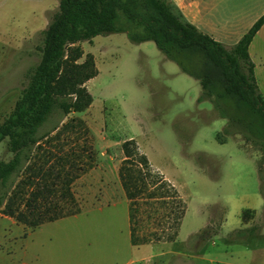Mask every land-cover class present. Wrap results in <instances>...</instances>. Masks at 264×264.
I'll list each match as a JSON object with an SVG mask.
<instances>
[{
  "label": "rangeland",
  "instance_id": "obj_1",
  "mask_svg": "<svg viewBox=\"0 0 264 264\" xmlns=\"http://www.w3.org/2000/svg\"><path fill=\"white\" fill-rule=\"evenodd\" d=\"M57 9L58 0H0V125L39 61L41 32ZM239 11L244 29L264 13V0H247ZM78 45L84 55H93L98 70L85 83L93 101L85 111L63 118L54 110L43 130L81 119L89 133L72 140L79 151L92 148L94 173L91 168L72 184L80 208L76 215L29 228L0 211V264H264V249H253L264 246L259 139L234 132L219 143L216 134L225 119L209 101L198 100V81L152 41L132 43L124 33H113ZM249 55L264 97V25ZM128 139L186 204L175 241L130 243L127 200L117 187L120 146ZM10 157L3 139L0 160ZM105 186L111 191L108 199L102 196ZM247 207H257V215L246 214L238 228ZM153 228L143 222L144 233Z\"/></svg>",
  "mask_w": 264,
  "mask_h": 264
},
{
  "label": "trees",
  "instance_id": "obj_2",
  "mask_svg": "<svg viewBox=\"0 0 264 264\" xmlns=\"http://www.w3.org/2000/svg\"><path fill=\"white\" fill-rule=\"evenodd\" d=\"M264 25V13L231 47L190 23L172 0H58V9L41 32L39 61L30 70L11 114L0 125L11 157L0 160V211L16 223L37 228L80 212L73 182L94 167L90 146L79 151L72 136L89 133L71 118L43 130L49 115L62 118L85 111L93 98L85 83L97 75L93 55L79 42L124 33L132 43L152 41L179 70L197 80L199 101H209L226 124L219 143L234 132L258 138L257 173L263 181L264 97L249 45ZM85 59L78 62L82 56ZM60 119L59 122H61ZM76 141V140H75ZM118 179L128 205L130 243L175 241L186 204L163 174L153 169L133 139L121 143ZM85 154V155H84ZM84 155V156H83ZM263 197L264 193L260 186ZM246 214L243 212V220ZM145 217V219H143ZM154 228L142 231L143 222Z\"/></svg>",
  "mask_w": 264,
  "mask_h": 264
},
{
  "label": "crops",
  "instance_id": "obj_3",
  "mask_svg": "<svg viewBox=\"0 0 264 264\" xmlns=\"http://www.w3.org/2000/svg\"><path fill=\"white\" fill-rule=\"evenodd\" d=\"M172 1L181 10L183 15L190 23H192L200 31L210 35L216 41L222 43L223 45L227 44V40H231V41L234 40L232 42L236 43L238 39L250 28V26L261 16L260 15L257 18L253 19L252 21H249L246 27L242 29L240 25L244 23V20L240 13L241 11L239 10L245 7V3L247 0H172ZM254 72H255V68H254ZM256 168H257V157H256ZM92 171H94L93 168L90 171L91 174L94 173ZM117 183H118L117 184L118 189H120V191H122L121 193H123L119 179L117 180ZM259 187H260V183H259ZM110 192L111 191H109L105 186L103 188L102 196L107 197L108 195H110ZM108 198L109 197H107V199ZM261 201H262L261 214L263 216V197ZM245 210L251 211L252 214L255 216L257 215L258 208L247 207L241 210V215H240L241 222L238 228L245 225V221L243 220V212ZM262 234L264 236V232H262ZM253 249L261 250L264 249V246L258 245ZM260 254L264 255L263 253Z\"/></svg>",
  "mask_w": 264,
  "mask_h": 264
}]
</instances>
